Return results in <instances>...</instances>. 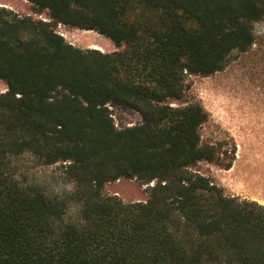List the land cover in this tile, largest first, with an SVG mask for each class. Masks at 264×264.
I'll list each match as a JSON object with an SVG mask.
<instances>
[{"label": "trees", "instance_id": "trees-1", "mask_svg": "<svg viewBox=\"0 0 264 264\" xmlns=\"http://www.w3.org/2000/svg\"><path fill=\"white\" fill-rule=\"evenodd\" d=\"M29 1L47 17L0 6V264H264V204L197 169L234 157L204 140L188 83L256 46L264 0ZM59 24L118 49L76 46ZM110 103L142 121L119 128ZM25 154L67 190L24 177ZM123 177L148 198L106 192Z\"/></svg>", "mask_w": 264, "mask_h": 264}, {"label": "rangeland", "instance_id": "rangeland-1", "mask_svg": "<svg viewBox=\"0 0 264 264\" xmlns=\"http://www.w3.org/2000/svg\"><path fill=\"white\" fill-rule=\"evenodd\" d=\"M0 6L21 14L46 18L37 13L29 0H0ZM57 30L76 46L98 48L110 52L118 47L113 40L95 30H84L59 24ZM257 44L246 53H234L228 65L208 76L189 77V96L200 100L209 112L202 128L204 140L222 146L224 161L234 157L230 168L214 162L197 166L229 194L257 200L264 204V22L256 27ZM7 89L0 79V93ZM116 125L123 128L142 121L141 114L120 103H110ZM228 152V153H225ZM24 177L31 181H47L56 190L70 186L57 182L53 171L56 165H45L30 154L18 160ZM50 184V185H51ZM106 192L119 195L124 201H145L147 185L137 179L120 178L106 185Z\"/></svg>", "mask_w": 264, "mask_h": 264}, {"label": "crops", "instance_id": "crops-1", "mask_svg": "<svg viewBox=\"0 0 264 264\" xmlns=\"http://www.w3.org/2000/svg\"><path fill=\"white\" fill-rule=\"evenodd\" d=\"M85 30V29H84ZM88 31H90V30H88Z\"/></svg>", "mask_w": 264, "mask_h": 264}]
</instances>
